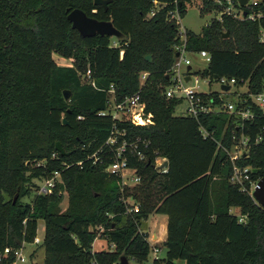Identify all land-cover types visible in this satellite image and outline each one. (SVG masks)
<instances>
[{
  "label": "trees",
  "instance_id": "1",
  "mask_svg": "<svg viewBox=\"0 0 264 264\" xmlns=\"http://www.w3.org/2000/svg\"><path fill=\"white\" fill-rule=\"evenodd\" d=\"M153 1L111 0L105 9L93 0H0V255L11 249L0 264H12L13 251L33 243L39 220L43 264H113L121 256L144 260L150 251L145 223L153 213L167 221L165 256L151 264H264V207L230 182L231 162L217 145L229 148L240 133L253 137L264 122L249 97L263 89L264 20L223 16L199 33L184 32L187 53L205 50L210 57L192 73L211 80L233 77L236 87L246 82L243 97L254 119L176 115L181 99L165 94L181 36L171 14L177 10L181 17L192 0H155L157 6ZM202 3L201 14L214 7L212 0ZM73 8L111 21L122 35L115 43L107 35L81 37L67 19ZM53 54L71 59V65H58ZM142 72L147 75L141 83ZM110 85L116 102L138 92L153 123L133 125L99 114ZM114 126L124 132L119 140L149 142L146 160L129 156L128 166L140 176L133 186L121 188L120 177L105 171L113 161L105 141ZM200 126L211 135L204 137ZM56 142L68 154L55 150ZM158 156L167 159L164 173L153 167ZM236 163L251 167V179L261 178L264 144L252 145ZM54 171L59 181L51 193L37 191L22 201L32 192L24 184L30 177L47 179ZM122 197H132L138 210L127 212ZM99 225L112 249L92 252Z\"/></svg>",
  "mask_w": 264,
  "mask_h": 264
},
{
  "label": "built area",
  "instance_id": "2",
  "mask_svg": "<svg viewBox=\"0 0 264 264\" xmlns=\"http://www.w3.org/2000/svg\"><path fill=\"white\" fill-rule=\"evenodd\" d=\"M212 2L214 4V7H212L208 11L215 14L212 19L222 21L223 16H230L236 20H264V0H246V3L243 6L239 4L238 0H212ZM153 3L155 6L158 5L157 1L155 0L153 1ZM202 6L203 3L201 0L198 8ZM154 13L155 11L153 10L148 15L150 16ZM171 17L174 18V21L177 24L180 22V14L177 10H175V12L171 14ZM259 39L261 42H263L264 34H262ZM184 46L185 35L182 38L181 43L179 45H176L175 47L179 55L176 57L171 67L170 84L166 87L165 91L167 97H176L181 100H185L186 106L183 115L197 118L201 114L227 113L234 114L242 121L253 120L255 117L254 111H252L250 104L246 103V98L243 97V94H245L248 90L246 82L242 86H239H245L244 91L238 92L237 90H233L231 92L232 95H235L234 101H224L222 98L223 94L230 93L232 85L235 86L236 80L233 77L217 76L212 80L207 77L208 80L205 83L209 84L211 81H215L218 84L219 90H199L198 75H195V77L192 78V70H183L182 72L180 70V67L182 65L188 66L191 64L190 59L185 56L187 52L185 51ZM198 54L203 57L207 63L209 62L210 57L205 50L199 51ZM89 73V70H87L83 75V78H88ZM146 75V72L140 73L141 83L144 81ZM186 75L190 76L188 81L184 80V77ZM190 81H193L194 85L187 86L186 83ZM91 83L93 84V82ZM222 86H227L228 89L224 90ZM108 92L110 96L107 99L106 109L99 112V114H110L112 119L114 120H128L133 125H149L153 123L152 114H146L144 112L145 104L140 100L141 97L138 92L124 97V99L120 102L115 101L112 85H110ZM212 93L217 94L218 101L215 100ZM249 97L250 103L258 107L262 111L264 117V81L263 89L257 93L249 94ZM78 118H81V116H78ZM242 124L243 123L239 124L241 128ZM113 129H115V126L113 127ZM199 129L204 137L211 135L203 126H200ZM119 134L122 136L124 132H120L115 129L114 131H111V134L105 141L106 145L111 147L113 157V161L105 167V171L111 174L118 175L121 179V188H123V186H133L140 181V176L137 174L136 169L128 166V160L129 156H135L138 160H146L144 149L148 147L149 142L138 137L131 141L127 140L124 137L119 140L117 137ZM260 143L264 144V122L253 137L245 136L243 133H240L238 138L234 135L232 144L229 148L223 146L220 141H217L218 147H221L226 152L227 157L231 162L232 168L229 176L230 182L232 184L238 185L242 191L248 192L251 196L255 188L258 186L257 183L260 178L251 179V167L248 165L240 166L236 163V160L241 157H246L248 155L250 147L252 145H258ZM140 146L142 147L140 148ZM165 161H167L166 158L158 156L154 159L153 167L158 171L164 173L167 169V166H163V163ZM77 164L80 165L81 161L77 162ZM125 175H129V181H127V177H125ZM44 180L45 181L43 185L38 188V193H51L52 186L54 185L55 180L59 181V172L54 171L51 177ZM122 198V201L127 206V212L138 210V203L132 197ZM96 229L97 236L100 235V233L104 230L102 225L97 226ZM39 242L40 238L36 234L33 243L37 244ZM153 247L154 251L157 253L159 251V248L155 245H153ZM22 248L23 245L13 251L15 258L12 264H16L17 262H22L25 260L24 254L21 251ZM10 251L11 249L5 248L0 257L2 255H6ZM92 252H94L93 249ZM89 264L96 263L92 261Z\"/></svg>",
  "mask_w": 264,
  "mask_h": 264
},
{
  "label": "rangeland",
  "instance_id": "3",
  "mask_svg": "<svg viewBox=\"0 0 264 264\" xmlns=\"http://www.w3.org/2000/svg\"><path fill=\"white\" fill-rule=\"evenodd\" d=\"M199 3H201V0H192L190 3H186V10L184 14L180 17V22L177 24L179 31H180V43L182 41V38L184 37L185 30H190L194 33H199L202 28L214 17L213 12L203 13L201 14L198 8ZM115 37L112 39V42L115 43ZM179 45V44H178ZM176 47V46H175ZM185 56L190 59L191 61V68L192 71L203 69L207 62L206 60L201 57L198 53H186ZM53 59L58 65H71L72 60L68 58H64L60 55L53 54ZM186 69L185 66H181L180 70L181 72ZM196 74H191L192 78L195 77ZM199 80V90L205 91L210 89L211 91H218V84L215 81H211L209 84H206L205 82L208 80L207 77H202L200 74L198 75ZM187 86L194 85L193 81L187 82ZM232 85L230 93L223 94L222 98L224 101H234L235 95H232L231 92L233 90H245L244 87H237ZM239 90V91H240ZM186 102L184 99L181 100V103L175 108V114L176 115H183L185 110ZM127 177V181H129V175H125ZM44 179L38 178V177H30L29 181H26L24 184L28 185L31 189V194L29 196H26L22 198V201H30L33 193H37L38 188L43 185ZM37 187V190H36ZM62 193V199L59 203V208L61 211H64L67 206V192L65 190L61 191ZM230 211L232 213L237 212V208L231 207ZM159 216L150 214L147 218V221L145 223V230L148 233V241L150 242V251L146 259L144 260H137L134 258H128V264H151L152 260L154 258H163L165 256V250L162 247V244L158 241H154L151 239L150 234L153 232L154 228L158 225V221L156 218ZM43 228H44V222L43 220L38 221L37 226V236L40 238L39 243H31V244H24L22 248V252L24 254L25 260L22 262H17L16 264H43V258H44V250L43 246L41 245L42 241V234H43ZM161 228L157 227V232H160ZM153 245L157 246L160 250L156 253L154 251ZM92 249L94 251H98L101 249H112V246L109 245L107 240L101 235H98L94 238L92 243ZM113 264H119V262H115ZM178 264H185L184 261L179 260Z\"/></svg>",
  "mask_w": 264,
  "mask_h": 264
},
{
  "label": "water",
  "instance_id": "4",
  "mask_svg": "<svg viewBox=\"0 0 264 264\" xmlns=\"http://www.w3.org/2000/svg\"><path fill=\"white\" fill-rule=\"evenodd\" d=\"M111 0H93L95 5H101L103 8L106 9L108 3ZM239 4L243 6L246 3V0H238ZM67 19L71 22V25L74 29H76L81 37H90L94 36L95 34L99 35H107L110 37L119 38L122 34L113 26L111 21L108 20H98L94 17L88 16L83 10L79 8H73L71 10L67 9ZM229 35L228 31L223 33V37H227ZM179 53H176V57ZM145 59L150 61L151 56L146 55ZM191 66L188 65L186 71H190ZM190 78L189 75L184 77L185 81H188ZM216 78V76L214 77ZM224 90H227V86H222ZM64 99L69 98V91H63ZM65 122V118L62 119ZM55 150H57L60 154H68L65 152L63 147L61 146L60 142H56ZM167 161L163 163V166H167ZM258 186L252 193L253 199L256 203L262 207H264V175L259 179ZM119 264H128V259L126 256H121L118 260Z\"/></svg>",
  "mask_w": 264,
  "mask_h": 264
},
{
  "label": "crops",
  "instance_id": "5",
  "mask_svg": "<svg viewBox=\"0 0 264 264\" xmlns=\"http://www.w3.org/2000/svg\"><path fill=\"white\" fill-rule=\"evenodd\" d=\"M186 68H187V66H186ZM190 70H192V68ZM236 89H238V88L236 87ZM239 90H237V91L238 92L244 91V90H240V91ZM153 214L159 216L158 218H156L159 226H156L154 228L153 232L150 234V237L152 240L157 241V242L159 241L160 244H162V242L165 240V237H166L167 216L164 214H156V213H153ZM157 227H159V229L161 228L160 232H157ZM148 238H149V236H148Z\"/></svg>",
  "mask_w": 264,
  "mask_h": 264
}]
</instances>
